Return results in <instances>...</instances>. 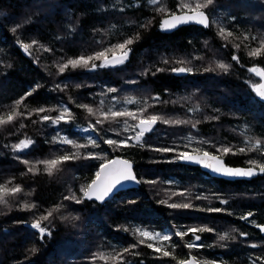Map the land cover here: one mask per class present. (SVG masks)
Returning a JSON list of instances; mask_svg holds the SVG:
<instances>
[{
  "label": "trees",
  "instance_id": "16d2710c",
  "mask_svg": "<svg viewBox=\"0 0 264 264\" xmlns=\"http://www.w3.org/2000/svg\"><path fill=\"white\" fill-rule=\"evenodd\" d=\"M196 4L207 5L199 10L209 17L208 27L161 30L165 16L196 11ZM128 39L133 43L127 45L131 51L123 65L89 70L91 63L102 62L94 60L88 67L69 66L59 73L68 59L94 55ZM262 41L264 0H213L210 5L207 0H0V116L13 109L19 113L0 125V184L21 188L0 204V264H178L191 255L217 264H264V236L255 227L264 224V173L226 180L175 160L179 152L199 148L231 166L259 168L264 163V103L251 89L260 78L248 71L264 70ZM23 44L30 45L27 52ZM254 49H261L260 55L250 56ZM120 51L115 49V54ZM218 63L229 65L228 71L218 69ZM180 67L192 72L172 71ZM109 87L117 91L108 93ZM29 90L33 94L16 105ZM129 98L140 103L128 104ZM83 104L94 114L79 107ZM113 105L133 111L137 119L100 116ZM64 106L71 113L67 123L42 121L45 115L57 117ZM153 114L186 123L158 120L140 144L129 141L128 147L104 143L128 138L139 131L133 126L140 118ZM89 125L95 130L84 131ZM60 136L87 146L62 144ZM89 136L98 146L88 144ZM25 138L34 143L24 152L14 151L13 145ZM181 138L187 139L185 146ZM224 147L229 153H223ZM242 147L244 152L239 151ZM160 148L177 151L155 150ZM90 153L101 158H90ZM63 155L71 158L51 175L36 163ZM116 155L134 163L140 185L104 202L83 198L81 189L94 179L103 158ZM33 164L35 171H28ZM66 196L83 199L77 204ZM162 200L192 207L171 209ZM48 212L52 216L41 224L51 234L41 240L30 225ZM204 226L214 231L195 233L203 247H187L193 233L175 236L178 230ZM140 227L165 232L170 240L140 237ZM224 233L230 238L220 241ZM157 242L162 243L159 252L147 246Z\"/></svg>",
  "mask_w": 264,
  "mask_h": 264
},
{
  "label": "snow or ice",
  "instance_id": "6c2138e0",
  "mask_svg": "<svg viewBox=\"0 0 264 264\" xmlns=\"http://www.w3.org/2000/svg\"><path fill=\"white\" fill-rule=\"evenodd\" d=\"M213 0H207V4H212ZM207 5H201V4H196L195 8L196 11H194L191 15H188L185 13L184 15H173L171 19H166L163 21L161 25V30H172L177 27V25L182 24V23H197L200 24L204 27L209 26L208 22V17L205 15L204 12L200 11L199 9L201 7H206ZM187 7V5H185ZM15 31V29H13ZM220 34L223 36L224 35V28L220 29ZM228 35H231V33H228ZM227 37H225L226 39ZM35 43V41H33ZM133 43V40L128 39L125 40L123 43H118L113 46V48H109L103 51H98L94 55H89V56H80L79 58L76 59H68L66 63H62L59 66V73L63 74L66 69L71 66V68L75 69L77 67H88L91 61H102L99 65L95 63H91L90 69L89 70H96L98 67L99 68H106V67H115L118 65H123L131 51L130 48H127V45H131ZM23 50L25 52L28 51L30 45L29 44H23L22 45ZM261 48H264V41L261 43ZM115 49H119L120 54L116 55L115 54ZM108 52H113V55L111 59L108 58L107 53ZM261 49H254L249 53L250 56H258L260 55ZM232 59L234 61H238L237 56H233ZM216 67L220 70H223L225 72L228 71L229 65L225 63H218ZM209 69H206L205 71H208ZM157 71H161V69H157ZM173 72L175 73H191L192 69L191 68H173ZM248 71L250 73H253L255 76L260 78V82H253L251 83V89L252 91L256 94L260 100L264 101V70H261L260 68L257 67H252L249 68ZM57 88H60L61 85L57 84ZM77 87H80V85H77ZM117 91L116 88L114 87H109L107 88L108 93H115ZM33 94V90H29L25 94L24 97H21L19 100L15 101L16 105H20L21 102L27 97ZM115 100V97H113ZM154 99H159V97H155ZM126 103L132 104V103H140L139 101H134L133 99L129 98L127 99ZM145 103H147L145 101ZM101 106H103V101H101ZM79 107L86 108L88 113L94 114V110L92 107H90L87 104L79 105ZM37 111L39 112H44V108H40ZM99 111V110H98ZM141 111H144V109H141ZM70 109L67 106H64L63 109L60 111V114L52 118L50 116H43L41 117L42 121H49L51 120V123L53 126H58L62 121L67 123L66 117L70 116ZM100 116H102L105 120L112 118L115 120L118 117H130L132 119H137L136 113L133 111H129L128 109H116L115 105L108 107L106 111H100L99 112ZM19 115L13 109L6 117L5 116H0V125H5L8 123H11L16 116ZM158 120H163V123L165 124H181V123H186L185 121H180V120H169V119H163L162 117L158 115H149L146 118H140L139 123L133 126L134 128H138L139 131L136 132L134 137H129L126 139L122 140H114L111 138L105 139L104 143L108 145H118V146H124L128 147L129 146V141L134 140L137 144H140L142 141V137L145 135V133L149 132L152 130L153 126L157 123ZM97 124H101L102 120H97ZM95 130L94 125H89L88 128H85L84 131H91ZM125 130H127V125ZM55 139V138H54ZM88 144H91L92 146H98L96 143L95 137L89 136L87 137ZM59 142L62 144H69L72 145L73 147L76 148H83L86 147L87 145L84 144H77L73 139L68 138L67 136H60L59 137ZM34 141L31 139L27 140H21L18 144L13 145L14 151H23L25 149H28L30 145H32ZM156 151L160 152H175L177 151L175 148H160V149H155ZM195 152H200L201 149L196 148L194 149ZM219 151V149H218ZM223 153L227 154L229 153L230 149L227 147H224L222 149ZM240 152H244L245 149L242 147L239 149ZM90 158H96L100 159L101 157L97 154L90 153L89 154ZM71 157L69 155H63V156H57L54 159H45L41 161H37L36 163L38 164H43L45 166V171H47L50 175L52 174V171L54 168H56L57 165H59L63 161L69 160ZM104 162L100 163L98 170L94 173V179L91 180V183L87 184L86 188H82L81 191L83 192V198H86L88 200H96L99 202H104L106 199L111 198L112 195L119 189L123 188L124 184L126 183H139L141 178H138L136 174L134 173L133 170V163L129 160L126 159H121V158H116V159H107L103 158ZM175 160H178L180 162H185V163H196L199 165H202L204 168L211 170L214 174H220L223 176L227 177H252L253 175H256L253 168H232L229 166H226L225 163L220 160L216 155H213L211 152L204 150L202 155H190L187 152H179L178 156L175 157ZM24 164H29L30 162L28 160H22L21 161ZM252 163H255L254 161ZM259 167V173H264V163H260L258 165ZM28 171L34 172L35 171V164L32 165V167H29ZM21 192L20 186H15L12 188H6L5 185L0 184V204H6L7 201L4 199L5 196L7 195H15L17 193ZM175 194V193H173ZM82 198V199H83ZM199 198V197H197ZM66 200L72 199L75 201V203L79 204L82 202V199H77L75 196L72 197H65ZM222 204L227 203V201L221 200L220 201ZM161 204H167L168 208L171 209H178V208H183V209H188L191 208L192 205L188 202H183V203H167V201H160ZM25 208H33L35 207L34 204H25ZM209 212H221L224 211V209L221 208H209L207 209ZM248 215H251L249 213ZM52 216V212H48L46 215H41L38 220H35L34 222L31 223L30 227L34 230H38L39 236L41 240L45 237V235L50 236V230H48L45 226H42L41 221H48L49 217ZM242 219H247V216L242 217ZM214 231L211 227L204 226V227H198V228H189L187 232L178 230L175 232V236L177 237H184L188 233H197V232H211ZM261 231L264 232V228H261ZM136 233L140 237L147 238L148 240H155V241H169L170 240V235L169 234H161L159 232L153 234L148 230H142V229H136ZM245 235V234H241ZM229 234L224 233L223 235L219 236L220 241H225L229 239ZM232 239H235V237H231ZM201 237L199 235H194V239L191 243L187 245L189 248L193 247H203V245H197V241H199ZM143 243V241H140ZM149 248H153V244H148L147 245ZM132 247H135L133 245ZM155 251L159 252L161 251L160 248H155ZM33 252L36 251L35 248L32 249ZM127 251V249H125ZM164 256H168L169 252L164 251L163 252ZM120 256L118 253L116 256H112L111 258L113 260L117 259ZM101 259H107L103 254L100 256ZM195 258H193L194 261ZM260 259V258H258ZM180 264H188V262L181 261ZM208 264H211V262H208ZM252 264H256V261L253 260Z\"/></svg>",
  "mask_w": 264,
  "mask_h": 264
},
{
  "label": "water",
  "instance_id": "95a60500",
  "mask_svg": "<svg viewBox=\"0 0 264 264\" xmlns=\"http://www.w3.org/2000/svg\"><path fill=\"white\" fill-rule=\"evenodd\" d=\"M193 12H194V11H184V12H178V13H173V14L167 15V16H165V17L161 20V25H162V23H163L164 20H166V19H171V17H172L173 15L180 16V15H184L185 13H187L188 15H191ZM202 12H203V11H202ZM205 15L207 16L206 13H205ZM207 17H208V16H207ZM208 22H209V17H208ZM189 24L200 25V24H197V23H182V24L177 25V27L174 28V29H172V30H164V31L172 32V31L176 30L177 28H179V27H181V26L189 25ZM200 26H202V25H200ZM203 27H204V26H203ZM117 55H119V54H117ZM111 57H112V56H111ZM111 57H109V59H111ZM185 73H187V72H185ZM185 73H176V74H185ZM259 82H260V81H259ZM258 99L260 100V98H258ZM260 101H262V100H260ZM262 102L264 103V101H262ZM27 139H29V138H25V139H23V140H27ZM132 141L135 142L134 140H132ZM26 150H27V149L23 150L22 152H24V151H26ZM202 153H203V152H199V153H198V152H196V153H193V152H192V153H188V154H190V155H202ZM213 155H216V154H213ZM216 156H217L220 160H222V161L225 163V161H224L220 156H218V155H216ZM116 158L126 159V158L121 157V156H118V155L112 157L111 159H116ZM126 160H129V159H126ZM129 161H130V160H129ZM131 162H132V161H131ZM132 163H133V162H132ZM183 163H184V164L191 165V166L199 167L202 171L207 172L208 174H210V175H212V176L220 177V178H223V179H226V180H237V179H248V180H249V179L255 178V177H257V176L263 174V173H259V168H256V167H254V166H231V165H228V164L225 163L226 166H229V167H232V168H243V169L253 168L254 171H255L256 173H258V174H256V175H253L252 177H235V178H233V177L223 176V175H220V174H214L211 170L206 169V168H204L202 165H199V164H196V163H185V162H183ZM133 170H134V173L136 174V171H135V168H134V163H133ZM136 176H137V174H136ZM137 177H138V176H137ZM138 178H139V177H138ZM139 185H140V182H139V183H126V184H124L123 188H121V189H119L118 191H116V192L114 193V195H115L117 192H119V191H125V190H129V189L137 188ZM114 195H112L111 198H112ZM85 199H86V198H85ZM109 199H110V198H109ZM87 200H88V199H87ZM93 200H94V199H93ZM106 200H108V199H106ZM95 201H96V200H95ZM255 227H256V229H258V230L260 231L261 235L264 236V232L261 231V228H264V224H258V225H255ZM193 258H195V257L191 255V256H189L187 259H185V260H183V261H184V262H188V264H200L196 258H195L194 261H193ZM178 264H180V263H178Z\"/></svg>",
  "mask_w": 264,
  "mask_h": 264
},
{
  "label": "rangeland",
  "instance_id": "374dc122",
  "mask_svg": "<svg viewBox=\"0 0 264 264\" xmlns=\"http://www.w3.org/2000/svg\"><path fill=\"white\" fill-rule=\"evenodd\" d=\"M138 116L139 117H141L139 114H138ZM128 134H129V132H128ZM135 134H136V132H134V133H130L129 135H128V138L129 137H134L135 136ZM144 137V136H143ZM143 137H142V139H143ZM180 136H179V134L178 135H176L175 137H173V139L176 141V140H178V138H179ZM124 139H126V138H124ZM194 139V138H193ZM195 140V139H194ZM189 141V140H188ZM181 142H183V143H181ZM188 143L187 142V139L186 138H181V140H180V144L181 145H183V146H185V143ZM195 142H196V140H195ZM185 152H191V151H185ZM193 228V227H192ZM140 229H141V227H140ZM142 230H148L147 228H142ZM185 230H188V229H185ZM148 231H150V230H148ZM151 233H153L152 231H150ZM159 233H161V234H167V233H165V232H159ZM153 234H155V233H153ZM194 235H197V234H194ZM153 241H155V240H153ZM192 242V241H191ZM191 242H188V243H186L187 245L189 244V243H191ZM162 245V243L161 242H157V243H153V247L154 248H159L158 246H161ZM198 245V244H197ZM196 248V247H195ZM199 258V257H198ZM200 262H202L203 264H208V262H211V264H217V263H219V262H216V261H204V260H202V258H200V259H198Z\"/></svg>",
  "mask_w": 264,
  "mask_h": 264
}]
</instances>
